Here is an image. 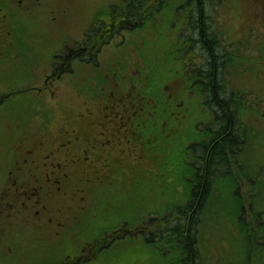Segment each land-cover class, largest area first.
<instances>
[{"label":"rangeland","instance_id":"374dc122","mask_svg":"<svg viewBox=\"0 0 264 264\" xmlns=\"http://www.w3.org/2000/svg\"><path fill=\"white\" fill-rule=\"evenodd\" d=\"M91 1L95 3L97 0H90V2ZM234 2L235 0H223V9L225 10L229 3L234 4ZM238 5L240 8V4ZM208 6L210 10H215L214 8L217 7L214 6L213 2L210 0ZM106 7V3H101L96 6L95 10L100 11L106 9ZM253 10L256 13H259L263 9L260 3H255ZM171 18L172 16L170 14L165 15L161 11H155L152 19L137 28L138 31L136 33H139L141 38L132 36L134 32H130L131 34L127 37L123 47L112 48L116 61H118L116 62L118 63L116 66L117 68H119L121 63H126L124 59L126 61H131L133 59L136 62V64H131V70L132 72H135L138 77L142 78L138 84L141 88H145L149 81L153 79L149 76L163 78L167 74L166 70L169 63L166 62L165 69H159L158 65L150 59L154 58V56L148 52V49L151 48L156 50L161 40L168 41L167 38H161L160 36L163 29L170 23ZM232 19H234L233 15ZM262 19L264 20L263 16L259 17L257 20L259 32H261L263 28L262 24L264 22ZM20 27L21 23H18L17 28ZM87 27L88 23L84 25V28ZM155 32H158V35L152 34ZM13 34L16 37L18 30H13ZM69 34L71 36H68L70 38L68 39V43H72V46L68 49H73V46L75 45L73 39L77 38V33L71 31ZM53 38L56 40L53 41ZM59 47L60 42L58 38H56L51 32L46 33L45 37L38 41L18 38L14 41L13 46L9 49V54L4 56L1 61L2 65H0V187H2L3 178L8 171L6 187L10 190V198L14 203L8 204L9 211L12 215L7 214V216L11 219H15L14 215L20 214L22 218L19 219V222L30 223L29 218L33 217V215L30 214L34 213L35 215L34 210L38 208L32 207L33 202H25L26 200L23 198V194L17 190L13 184L14 178L19 174L16 173V171L10 176L9 169L14 166V158L19 155L17 153V148L26 147L28 145V140L39 141L43 139L44 142L48 144V134L47 137L43 134L37 135L39 127L45 123V117L41 118L40 114L43 112L46 116H50L51 114L56 116V123H52V125L48 127L49 134H54V129L60 127L64 128L72 125V128H77V125L83 120L87 125L91 126L90 121H88L91 116L88 115L87 108L80 111L81 106L79 100L73 95L76 93L72 89L73 86L64 83L69 77L66 80L55 79L51 82L53 85L59 84L57 87L58 92L56 94H54L55 91L50 89H45L44 92L39 90L41 89L39 86L43 82L42 79L41 83H39V81L35 82V91H38L39 93L37 95H35L34 90H28L24 93L13 95L10 98L7 96L6 92L8 91V87L14 86L26 89V83L28 82L27 78L34 74L33 67L37 65L42 70L43 68L46 69L49 65L50 58H52V51ZM174 49L173 42L164 43L163 48L157 52V56L163 57L162 59L167 60L173 53ZM194 52H196V50H194ZM110 66L111 62L103 59L99 66L94 67L91 65L88 69H81L76 74L78 78H73L72 83L77 82L79 79L80 85H85L95 74H99L103 68L108 69ZM262 75L264 76V71L259 74V77ZM184 81L185 80L182 81V86ZM173 83L175 86L176 82ZM90 86H93V84L84 87L82 86V89L89 88ZM212 89L214 92L220 91L216 85H212ZM227 90L230 92L228 88ZM94 91L95 88L85 90V94L83 95H85L84 97L89 98ZM174 91L175 92L171 93L168 88V90L163 93L167 100L171 102L172 107H174L172 104L173 101L169 100V95L173 94L175 97L174 93L181 94L179 92L182 90L176 88ZM33 96H39V98L46 101V104L39 106L36 104L35 98H32ZM125 101L127 104L129 103L127 97L125 98ZM189 105L187 103L184 105L185 110L176 108V120L168 125H164L160 119H156L160 114H166L168 119H172L169 115V110L167 111L165 108L157 107L158 112L157 115L153 117L154 120L152 122L158 125L152 127L150 123H146V132L144 133L146 136H149L152 131L157 132L158 134L153 139L151 152L153 154L161 152L158 153V155H155L153 159L146 161L139 151L133 153H130L128 150L124 151L127 143L125 142V139H122V143L118 144V148H120L118 154L123 157L124 164L114 163L112 173L104 180L87 181L85 184L90 187V190L80 191L77 186L74 185L77 183L78 178L81 175L76 179H72V172H70L68 176L71 179H69L67 176L64 178L62 175L57 174L56 178L63 181V191L68 197H45V203L52 208L49 215L50 213L52 215L58 213L63 216H59V220L64 218L65 214L70 216L74 215L70 220H67L68 225L72 224V229L74 231L71 230L68 232L67 226H63L56 220H53L47 224L40 225L39 227H30L26 229V232L21 235V239L18 238L20 237L19 230H21V227L16 224L17 227H10L7 229L5 233L6 238L0 239V263L62 264L60 263L61 257L67 250L72 248L76 250L80 247V243H83L85 239H94L106 227H108V225L117 221L121 215L124 214L126 220L132 222L135 217L141 219L142 216H145L148 213V211H151L152 215H156L158 210L161 211L164 208L166 202L177 203L182 201L187 190L182 192L181 179L185 178L186 172L183 169L184 165L178 154L181 152L182 148L186 146L185 144L188 142V137L187 135H182L180 131H176L187 123L188 115H191L193 110L192 108L189 109ZM120 106L123 107L122 102L120 103ZM150 109L144 111L143 115L141 113V119H145V121L149 119V115L147 114ZM93 111L95 114L98 112L96 108H94ZM245 119L250 123L256 122V118L251 111H248ZM94 122L98 127V122L96 120ZM194 122H192V125H194ZM260 123H262L259 130L261 136L264 134V123ZM170 128L171 132L168 135L164 131L162 135L160 134L161 129ZM102 129L104 128L102 127ZM187 129L188 125H186L182 131L186 133ZM33 134L36 135L31 136ZM251 136V145L243 151L241 157L243 159L248 157L250 167L252 166L250 171L255 173L258 164L262 161L264 164V138L259 139V137L253 135V133H251ZM37 149H42V147H37V145L34 144L32 150L37 151ZM57 150L58 146L56 149V147L52 148L51 145V149L44 148L41 154L44 155V159L46 156L52 154H54V158L59 159V155H63V153H59ZM34 154L35 153H31L30 151L25 153L26 156H31L29 160L33 158ZM42 155L35 154L37 157H42ZM132 157H136V162H138L137 165H134L135 161ZM54 158L50 159L56 160L57 164L58 161H61L60 159L57 160ZM174 162L175 164L173 167L172 164ZM44 163L50 164L49 159L45 160ZM69 163L70 167L77 168L76 164L78 162L70 161ZM102 169H105V167H102ZM103 173H106V171L104 170ZM262 178L264 179V175ZM217 183L221 186L218 192V201L221 203V210L223 209L228 212L226 213V220H234L235 222L239 210V205L235 201L233 194V192L236 191L235 185L232 184L231 186L230 176H225L223 181L221 180ZM166 185L171 186V189L174 191L171 189L166 190ZM95 189H97L98 192ZM248 190L249 185L244 183V194H247L246 192ZM261 190L264 191V184L261 186ZM263 191L257 197H253V205L256 208L264 207ZM15 193L17 195L16 201L13 199ZM94 195H96L97 198L92 201ZM168 195L169 199L167 198ZM91 198L92 200H90ZM63 199H65V201ZM162 199L168 200L163 201ZM69 202L70 204H67ZM1 210L2 207L0 206V211ZM26 210H28V213L25 215ZM168 210L171 212L173 208H168ZM168 210H162L161 216H167ZM247 210L250 211L251 208L249 206L244 207L245 214L247 213ZM44 215L46 218L49 216L47 214H43L42 216ZM178 215H173L171 217L168 216V218H171V220L174 221ZM42 216L37 217V219L34 218L32 221L41 222L43 219ZM220 217H222L223 221L225 220L223 216ZM247 217L248 215L245 218L247 219ZM131 222L130 224H132ZM133 222L135 225H133V223L132 226H140L136 220ZM142 222H145L144 219ZM162 222L163 221H160V223ZM175 222L176 221H174V223ZM218 226L219 221H215L214 219H200L199 230L196 229V231H198V233H196V238H198V242L202 249V264H233L238 258L245 259V261L240 264H264L259 260L255 262L254 257V255L257 257L260 256L262 262H264V246L258 248V245H261L264 242L263 219L261 223L249 215V222L246 221V227L236 226L230 236L224 235ZM1 227L2 226L0 225V229ZM55 232L57 235H55ZM73 232H75V235ZM132 237L137 236H125L123 240L117 242L118 247L113 249L115 252L110 255L106 253L104 256H109L110 259L119 264H122L123 260H126L127 257H134L138 264V261L143 260L145 255L138 253V251H133L134 246L131 245ZM137 238L136 243L132 244L139 247L140 244L143 243V240L139 237ZM7 247L13 248L11 256L16 254V257L13 260L11 259ZM175 251L178 252V254L173 255L171 252L168 253L170 259L181 260L182 257H184L183 251ZM153 256H155V254ZM67 257H71V254ZM161 257L163 260L165 259L163 256ZM149 258L151 260L153 259V257Z\"/></svg>","mask_w":264,"mask_h":264},{"label":"trees","instance_id":"16d2710c","mask_svg":"<svg viewBox=\"0 0 264 264\" xmlns=\"http://www.w3.org/2000/svg\"><path fill=\"white\" fill-rule=\"evenodd\" d=\"M168 1L164 0L163 3H160L158 5V9L152 11V17L155 11H162L166 7V3ZM178 8L188 10L191 14V8L193 6H200L205 7L207 6V3L205 0H177L176 3ZM162 7V9H161ZM150 17V13L148 12L146 14V19L148 20ZM190 17V15H189ZM192 18H195L192 16ZM197 26L196 30L199 32V40L201 47L203 48L205 54L201 57L204 59L203 63H198L195 60V72L202 76L203 81L205 82V85L207 91L211 96H215L214 90L212 89V85H214V79L216 82L220 85V87L224 88L225 86L223 82H220V79L223 78L224 81H227V78L229 75H231V71L236 69L239 62L240 56H238L239 48L235 46L226 47L223 46V48H220L219 43L225 44L223 41V38H220V32H216L213 28V30H209L211 34L207 31H203L200 25V20H196ZM212 20L210 17V23L212 24ZM190 28H193L192 25ZM195 30V29H194ZM213 32V34H212ZM206 33V34H204ZM218 87V85H216ZM237 92L230 91L227 93L228 100H225V103H221L220 105L226 110L225 112V119H220L218 123H225L227 128H230L229 121L232 110L231 103H229L232 100V97H236ZM216 99H218V94L216 93ZM161 102H165L162 100ZM233 105V104H232ZM236 125V124H235ZM225 132H223L224 134ZM220 134V132H219ZM228 134L225 135V138ZM221 136V134L214 137L212 136L213 141L208 145V149L211 147V145L214 143L212 150L211 148L207 151H205V154L208 152H211L210 158H203L204 163H202L201 166L204 167L208 163V166L211 167H218L219 166V160L217 159H226L225 153L227 150H232L233 148L237 147L236 144L229 141L227 138H222L220 142H216L215 140L218 139ZM218 150H222L223 153L218 154ZM225 151V152H224ZM216 158H214V157ZM222 162L221 166H224ZM204 172L202 171V175L198 178V187L197 192L191 196V201L186 202L185 205H173V210L169 212V214L166 217H162V228L159 227L158 217L150 216L147 219L146 228L143 229V232L147 234H151V236H145L143 238L144 245L149 244V239L153 245H148L145 247V257H153V259L145 258V264H202L201 263V250L200 245L198 242V238H196V233H198L197 230H199L200 226V219H203L206 210L207 205L203 203L196 204L193 203V200H198L199 196H203L201 194V190L199 189L202 183V179ZM216 182H220L221 178H219L217 175L215 176ZM152 193V192H150ZM204 210V211H203ZM208 210V209H207ZM203 211V212H202ZM151 214V213H150ZM179 214V215H178ZM178 215L175 219V223L171 218H168ZM115 225L109 227L105 230V232H109V235L118 227L121 226L123 223L122 221L118 220L114 222ZM132 224L134 222H131ZM198 223V224H197ZM117 224V225H116ZM126 224V223H125ZM131 224V225H132ZM134 225V224H133ZM149 230V233H148ZM104 236V235H103ZM95 237L94 239H89L86 242H84L82 249L78 252L80 260L77 264H119L116 263L114 260L110 259L109 256H104V254H108L111 252L114 248L118 247L117 242L121 241L122 239L120 237L115 238L113 240H109L107 237ZM161 236V237H160ZM160 237V238H159ZM198 237V235H197ZM104 238V239H103ZM138 239V238H133ZM109 240V246H104L105 241H107L108 244ZM148 243V244H147ZM85 248V249H84ZM140 250V249H139ZM175 250H182L183 256L181 260L176 259H170L168 253H173V255L178 254ZM141 251H144L143 249ZM155 257L153 256L154 254ZM163 256L165 259L163 260L161 256ZM160 257V258H159ZM122 263V262H121ZM122 264H136L135 259H132L131 261L127 262L126 260H123Z\"/></svg>","mask_w":264,"mask_h":264},{"label":"bare ground","instance_id":"6f19581e","mask_svg":"<svg viewBox=\"0 0 264 264\" xmlns=\"http://www.w3.org/2000/svg\"><path fill=\"white\" fill-rule=\"evenodd\" d=\"M191 13L193 14L192 16H194L195 18H192V16H191V14H190V12L188 11V10H185L184 11V14H179V15H177V19H181V18H183L185 15H190V18H191V21H192V24H193V26H194V29H195V34H196V36H200V34H199V32L196 30V26H197V21L196 20H200V25H201V28H202V30L205 32V31H207L208 33H209V35L211 34V32H209V30H213V26H212V24L210 23V14H209V11H208V9H207V7H200V6H193L192 8H191ZM204 34H206V33H204ZM212 34H213V32H212ZM199 40V39H198ZM198 40H196L195 42H194V46H196L199 42H198ZM219 45H220V48H223V46H225L223 43H219ZM220 89V92H219V94H218V99L216 100V101H214V99H211V103L214 105V106H219V104H221V103H225V100H226V95H227V93H228V90H227V88H222V87H220L219 88ZM225 135H226V132L224 133ZM246 136L247 135V132L245 131V130H238L237 132H235V133H230V134H228L227 135V139L229 140V141H231L232 143H234V144H236V138L238 137V136ZM225 138V139H226ZM259 181L262 183L263 182V180L262 179H259ZM232 189V188H231ZM205 197H206V199H210V200H212V201H214L215 200V198L212 196V195H210V194H206L205 195ZM148 244V243H147ZM148 245H153V243H151V241H150V239H149V244ZM147 245V246H148ZM134 256H135V253H134ZM132 259H134V257L132 258V257H127L126 258V261L127 262H129V261H131Z\"/></svg>","mask_w":264,"mask_h":264}]
</instances>
